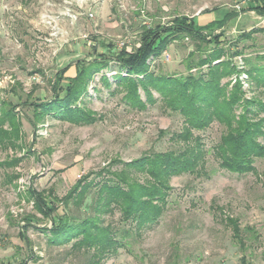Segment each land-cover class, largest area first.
<instances>
[{"label": "rangeland", "instance_id": "rangeland-1", "mask_svg": "<svg viewBox=\"0 0 264 264\" xmlns=\"http://www.w3.org/2000/svg\"><path fill=\"white\" fill-rule=\"evenodd\" d=\"M254 1L102 0L78 9L71 0L82 13L89 8L92 17L81 14L70 23L62 14L64 0H0V118L3 109L13 105L20 130L11 142L0 140V264H89L87 250H73L71 243H48L43 230L52 223L34 206L29 189L41 192L49 206L57 204L61 214L57 199L65 197L77 179L86 177L94 187L111 179L124 161L176 149L169 138L183 127V116L166 107L153 88V104L141 110L128 106L114 77L124 71L112 60L102 70L108 84L101 73L94 75L80 100L92 111L93 123L73 124L48 114L33 124L32 107L26 103L52 97L51 77L60 67L70 65L65 75H72L76 59L131 50L143 26L168 30L181 21L202 26L214 42L192 40L184 31H163L160 36L169 35L172 42L153 60L152 71L173 78L205 76L208 63L192 69L186 65L194 66L209 55V48L220 50L223 55L216 57L228 63L231 73L219 83L227 92L240 85L241 95L231 112L235 119L244 115L258 124L262 154L252 159L248 172H231L220 168L213 156L226 127L212 121L195 131L204 149L205 174L173 176L159 220L141 237H129L128 250L119 248L100 264H239L241 255L249 264H264V87L247 71L252 64L264 65V15L248 8ZM43 15L57 22L65 42L48 41ZM224 18L220 27L218 20ZM138 93L144 100V91L139 88ZM2 101L11 105L2 106ZM8 124L5 117L4 129H10ZM91 196L71 211L89 214ZM227 219L241 230L243 251L232 240ZM118 220V211L102 216L104 225L126 228Z\"/></svg>", "mask_w": 264, "mask_h": 264}, {"label": "trees", "instance_id": "trees-1", "mask_svg": "<svg viewBox=\"0 0 264 264\" xmlns=\"http://www.w3.org/2000/svg\"><path fill=\"white\" fill-rule=\"evenodd\" d=\"M248 8L263 16L264 0H256ZM227 18L222 19L223 22L218 20L220 27L225 25ZM200 27L202 26L196 25L194 21L173 22L168 30L160 26H143L139 32L138 44L131 50L121 48L110 54L101 53L88 59H77L74 62L75 74L66 78L64 73L68 65H65L51 79L53 95L49 100L26 103L32 107L33 124L48 114L73 124L93 123L95 118L92 111L81 106L80 100L94 75L101 73L102 80L108 84L102 70L108 68L112 60L124 71H117L114 77L128 106L141 110L147 104H153L155 101L149 90L153 88L166 107L183 116L182 129L173 132L169 138L178 145L176 149L148 152L124 161L114 171L111 179L96 183L95 188L91 181H86V177H80L72 184L65 197L57 199L63 207L61 214L57 213V204L51 202L52 205L49 206L41 192L29 189L34 206L52 223L43 230L48 234L49 244L71 243L70 248L73 250H87L90 252L89 264H100L104 257L115 254L119 248L128 250L126 240L129 237H141L143 231L155 224L163 214L168 204L167 198L172 188L170 179L173 176L205 174L204 149L200 137L194 132L205 129L212 121H218L226 127V132L213 147V156L218 160V166L239 174L252 169V159L262 154L257 136L263 132L258 124L246 121L244 115L237 119L232 115L231 111L241 95L240 85H232L229 92L221 87L219 80L229 76L231 72L228 63H222L216 57L223 55L220 50L209 48V55L200 58L194 66L186 65L187 69H192L200 63H208L210 67L205 73L206 77L187 75L173 78L169 75H156L151 69L153 60L172 42L169 35L161 37L160 33L184 31L192 40L214 42L215 37L209 39ZM92 48L95 49L94 46ZM215 60L218 61L214 62ZM222 66L225 69L220 71ZM247 71L255 84L264 87V65L252 64ZM64 78L66 80L62 84ZM139 88L144 91V100L138 93ZM3 105L10 104L2 103ZM5 117L9 121V130L3 127ZM19 131L14 106L6 107L0 118L2 144L5 139L11 142L12 138L19 137ZM92 187L95 191H91ZM90 194L91 212L74 214L71 206L79 210ZM115 211L119 213L118 221L126 228L104 225L102 216ZM227 222L232 230V240L243 251L241 230L234 220L227 219ZM239 264H249L244 255L239 257Z\"/></svg>", "mask_w": 264, "mask_h": 264}, {"label": "built area", "instance_id": "built-area-1", "mask_svg": "<svg viewBox=\"0 0 264 264\" xmlns=\"http://www.w3.org/2000/svg\"><path fill=\"white\" fill-rule=\"evenodd\" d=\"M73 1L78 9H82L83 6L86 5L87 3H98L101 2L102 0H73ZM64 2L65 5L62 14L66 16V18L69 20L70 23L76 22L81 14H86L87 17H92V12L90 11L89 8L86 9L84 13H82L81 11H78L71 6V0H64ZM43 18L44 21H46L49 28L48 41L53 42L57 40L59 42L60 41L65 42V39H62V37H64L65 35V32L61 29V27L57 24V22L53 18L47 17L46 15H43ZM83 36L85 37L86 35ZM32 78H35L34 75L32 76Z\"/></svg>", "mask_w": 264, "mask_h": 264}, {"label": "crops", "instance_id": "crops-1", "mask_svg": "<svg viewBox=\"0 0 264 264\" xmlns=\"http://www.w3.org/2000/svg\"><path fill=\"white\" fill-rule=\"evenodd\" d=\"M76 60H77V59H76ZM74 62H75V61H74ZM67 65H68V64H67ZM62 67H64V66H62ZM62 67H60V68H62ZM60 68H59V69H60ZM70 68H71V66L68 65V68H67V70L65 71V73H66L67 71H69ZM59 69H57V71H58ZM57 71H56V72H57ZM56 72H55V73H56ZM72 72H73L72 75H65V73H64V77H65V78H66V77H70V76H73V75L75 74V65H74V63H73V71H72ZM55 73L52 75L51 79L54 78ZM65 78L61 81L62 83L66 80ZM9 81H10V80H9ZM64 83H65V82H64ZM2 103L10 104L9 102H3V101H2ZM27 103H29V102H27ZM10 105H11V104H10ZM27 105H28V104H27ZM12 106H13V105H12Z\"/></svg>", "mask_w": 264, "mask_h": 264}]
</instances>
